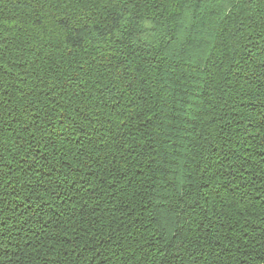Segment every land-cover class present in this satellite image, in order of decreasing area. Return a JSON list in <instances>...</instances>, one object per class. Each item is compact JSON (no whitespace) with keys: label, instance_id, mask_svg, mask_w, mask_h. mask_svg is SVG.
Instances as JSON below:
<instances>
[{"label":"trees","instance_id":"obj_1","mask_svg":"<svg viewBox=\"0 0 264 264\" xmlns=\"http://www.w3.org/2000/svg\"><path fill=\"white\" fill-rule=\"evenodd\" d=\"M0 264H264V0H0Z\"/></svg>","mask_w":264,"mask_h":264}]
</instances>
